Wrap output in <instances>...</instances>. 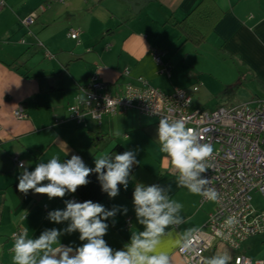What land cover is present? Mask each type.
Segmentation results:
<instances>
[{"label": "crops", "instance_id": "1", "mask_svg": "<svg viewBox=\"0 0 264 264\" xmlns=\"http://www.w3.org/2000/svg\"><path fill=\"white\" fill-rule=\"evenodd\" d=\"M3 1L5 7L0 11V264H12L11 237L17 230L27 231L29 238H38L47 229L66 228L69 222L55 224L47 216L50 211L63 210L65 201L72 199L81 203L91 200L108 210L118 208L116 216L105 221L109 227L103 238L114 251L123 250L133 232L144 230L136 220L133 205L137 183L158 185L183 206L179 213L182 222L165 230L158 250L169 254L171 264H185L177 255L181 239L187 230H195L192 235L202 231L215 207L212 203L200 205L197 195L177 185L170 160L149 138L152 133L159 143L155 121L140 118L144 120L134 123L132 116L137 114L124 112L114 118L105 117L99 124L89 118L81 125L67 123L59 128H53L52 123L67 119L69 108L76 104L78 89L84 88L92 75L108 86L111 95L118 94L138 78L153 84L155 74L149 71L157 68L153 63L154 52L160 53L162 63L170 66L179 55L186 59L189 54L201 56L209 50L212 55L227 57L248 68L264 84V0ZM134 1L147 2L137 15L125 3ZM32 14L36 16L33 24L22 27L21 22ZM56 28L57 32L42 37ZM70 31L79 32L77 41L69 39ZM65 38L75 46L64 50L60 41L64 42ZM39 55L45 62L39 60ZM169 70L171 74L173 69L169 67ZM125 72L128 74L124 75ZM18 111L24 112L27 118L14 119L13 113ZM127 129L136 132L135 142L114 145L117 130ZM138 145L153 154L155 168L147 170L148 176L139 172L140 167L135 169L129 174L127 190L123 185L118 186L120 191L115 198H109L101 190L95 173L87 178L86 186L63 198L49 200L45 194L31 190L24 194L17 189L23 169H18L13 159L24 162L29 172L53 156L63 162L71 155H78L86 166L94 168L95 157L110 155L116 146L130 151ZM124 208H127L126 214ZM60 241L73 248L83 243L78 232L62 235ZM260 242L264 245V240ZM245 245L239 254L250 258ZM224 252L231 256L232 264V252L220 243L213 244L206 261ZM259 257L264 262V254Z\"/></svg>", "mask_w": 264, "mask_h": 264}, {"label": "clouds", "instance_id": "2", "mask_svg": "<svg viewBox=\"0 0 264 264\" xmlns=\"http://www.w3.org/2000/svg\"><path fill=\"white\" fill-rule=\"evenodd\" d=\"M160 151L170 160L171 173L176 176L179 187L187 188L194 195H201L207 200L216 201L214 189L205 190L211 179L203 178L202 174L212 165L213 147L203 143V135L194 128L186 127L185 119L170 120L162 116L157 128ZM95 167L86 166L78 155L61 162L53 156L47 163H38L34 171L29 172L24 162L19 176L17 189L27 194L30 190L35 194H45L48 199L63 198L68 193H75L80 186L89 183L90 174H97L101 190L109 198H115L123 185L127 190L130 170L136 160L133 151L95 157ZM106 170V171H105ZM47 181L46 184L42 183ZM63 210L57 209L48 213V220L55 224L69 222L66 228H51L43 231L38 238H29L24 231L15 236L12 248V264H171L167 252L158 250L165 230L172 225H179L182 205L172 200L164 188L158 185L137 183L133 192V205L137 222L143 231L133 232L130 241L123 250H113L103 238L109 225L105 222L114 218L118 208L111 210L91 200L76 202L65 201ZM124 214L127 208L123 209ZM226 225L236 223L229 218ZM195 230H187L180 241V251L187 253L192 250ZM79 233L81 246L73 248L60 241L62 235ZM198 251V248L196 249ZM231 256L224 252L207 260V264H230Z\"/></svg>", "mask_w": 264, "mask_h": 264}, {"label": "built area", "instance_id": "3", "mask_svg": "<svg viewBox=\"0 0 264 264\" xmlns=\"http://www.w3.org/2000/svg\"><path fill=\"white\" fill-rule=\"evenodd\" d=\"M41 1L47 3L48 0ZM4 7V1L0 0V11ZM35 19L33 14L28 16L21 22L22 27H30ZM78 37V31L69 32L71 41H77ZM153 63L160 68V76L169 78V67L162 63L160 53H153ZM197 92V88L193 89V94ZM78 93L67 119L54 120L53 128L67 123L81 125L85 118L99 124L105 117L135 112L140 117L154 120L156 128L160 118L167 116L170 120L183 118L186 127L200 131L204 137L202 142L213 147L212 167L202 174L203 178L211 179L205 190L214 189L218 195L215 202L197 195L200 205L213 203L215 209L204 229L193 235L192 250L182 253L179 248L177 255L185 264H207V253L214 243H220L232 252V264H264L239 254L245 243L264 239V210L257 212L254 208V197L264 204V101L254 107L248 104L213 112L192 111L191 98L183 91L175 90L166 96L138 78L125 85L118 94L111 95L108 86L95 75L88 78L87 85L78 89ZM13 118L24 120L26 117L18 111L13 113ZM13 163L21 169L17 159H13ZM229 218L236 221L231 227L225 223ZM125 227H129L128 220ZM20 233L22 231L17 230L11 240L14 242Z\"/></svg>", "mask_w": 264, "mask_h": 264}, {"label": "rangeland", "instance_id": "4", "mask_svg": "<svg viewBox=\"0 0 264 264\" xmlns=\"http://www.w3.org/2000/svg\"><path fill=\"white\" fill-rule=\"evenodd\" d=\"M57 31L56 28L49 31L50 33L43 34L42 37L46 38ZM60 45H64V50L69 49L72 45L75 46L66 38L64 42L60 41ZM38 58L41 60V55ZM164 65L173 69L172 73H169V79L166 76H160V68L154 67L153 71H149L151 75L155 74L152 79L154 83L150 86L165 95H171L175 90L185 92L191 98L192 111L213 112L219 108L232 109L248 104L254 107L256 103L264 101V84L255 79L248 68L227 57L221 58L216 54L212 55L209 50H207L206 55L189 54L186 59L179 55L175 63L170 64V66L165 63ZM195 88L198 89V92L193 94ZM137 116H132V122L137 123L140 118H143ZM25 117L27 118L26 115ZM116 133L117 137L112 141L114 145L123 142L130 144L135 142L134 134L136 132L132 129L117 130ZM123 136H127V139L124 140ZM149 138L153 146L160 151V144L157 142L156 136L149 133ZM130 151L135 153L136 160L139 162V172H143L146 176L150 175L148 169L155 168L153 154L141 145L134 146ZM163 155L166 154L163 153ZM254 208L257 212L264 210V204L257 197H254ZM261 240L264 239H256L246 243L245 252L251 259L258 260L260 259L259 255L264 254V245H261ZM247 248L249 249L247 250Z\"/></svg>", "mask_w": 264, "mask_h": 264}, {"label": "water", "instance_id": "5", "mask_svg": "<svg viewBox=\"0 0 264 264\" xmlns=\"http://www.w3.org/2000/svg\"><path fill=\"white\" fill-rule=\"evenodd\" d=\"M127 6L130 7L131 11L133 12L134 15H137L138 12L147 4L146 1H134V2H125ZM114 159V157H112Z\"/></svg>", "mask_w": 264, "mask_h": 264}, {"label": "trees", "instance_id": "6", "mask_svg": "<svg viewBox=\"0 0 264 264\" xmlns=\"http://www.w3.org/2000/svg\"><path fill=\"white\" fill-rule=\"evenodd\" d=\"M123 152H125L122 148H120L119 146H116L113 151L110 153V156L112 155H116V154H122ZM139 167L138 164H134L130 170V173H132L133 171H135V169H137Z\"/></svg>", "mask_w": 264, "mask_h": 264}]
</instances>
